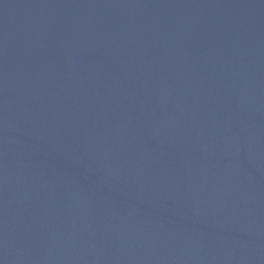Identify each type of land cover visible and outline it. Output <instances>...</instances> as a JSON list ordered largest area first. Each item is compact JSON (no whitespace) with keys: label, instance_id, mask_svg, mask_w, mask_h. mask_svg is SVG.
I'll return each instance as SVG.
<instances>
[{"label":"water","instance_id":"obj_1","mask_svg":"<svg viewBox=\"0 0 264 264\" xmlns=\"http://www.w3.org/2000/svg\"><path fill=\"white\" fill-rule=\"evenodd\" d=\"M0 264H264V0H0Z\"/></svg>","mask_w":264,"mask_h":264}]
</instances>
